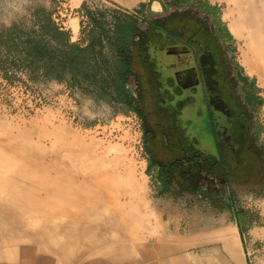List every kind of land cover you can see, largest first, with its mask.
Masks as SVG:
<instances>
[{
    "label": "rangeland",
    "instance_id": "1",
    "mask_svg": "<svg viewBox=\"0 0 264 264\" xmlns=\"http://www.w3.org/2000/svg\"><path fill=\"white\" fill-rule=\"evenodd\" d=\"M177 1L0 0V27L17 26L25 30L35 28L38 18L46 15L59 27L70 32L71 42L81 43L90 29L103 27L111 37L124 31L131 20L141 24L144 17L150 16L146 12L153 3L170 7ZM201 1L209 2L218 9L227 33L226 42L231 58L251 89L254 123L257 125L255 144L264 166V84L242 63L244 54L249 58L254 57L247 25L233 2ZM257 4L258 19L264 28V0H258ZM74 26L77 27V40L72 41ZM103 43V69L96 78L79 77L74 80L69 73L44 77L42 72L24 71L18 72L17 78L9 82L0 74L1 164L8 165L16 162V158L20 159L13 169L12 179L20 178L22 188H28L36 180L48 181L57 177L59 161H63L68 170L78 171L84 164L100 168L103 173L105 171L104 178L109 187L115 188L117 196L115 200H110V197L109 202L112 203L107 202V205L119 206L127 214L130 210L119 203L128 202L127 199L129 202L135 201L127 195L128 192L137 194L140 201L138 217L145 223L141 235L146 231L164 242L173 236L195 240L193 246L167 259H185V264L189 260L227 264V256L214 238L213 242L206 245L197 242V238L204 235L205 229L209 230L208 236L215 237L220 219L224 216L227 225L233 229L237 255L242 264H264V239L256 234L264 231V173L258 186H238L234 194H226L223 201H193L186 195L171 204L169 198L157 195L150 173L142 122L131 107L134 91L131 87L127 89L126 85L123 87L125 78L112 75L114 68L119 73L123 71L112 45L106 39ZM3 141H8L19 153L16 154L6 145L4 147ZM78 148L88 150L91 154L88 156L85 152L87 156L76 162L69 156V151ZM20 155L23 157L20 158ZM38 195L44 197L46 194L41 192ZM98 211L88 209L86 213L104 216L102 218L107 220L112 218L109 223L115 220L114 209L102 213ZM234 211L240 212L238 222ZM212 216L214 219L210 220ZM44 219L46 217L39 218L36 226L41 228L46 221ZM159 220L164 224L163 228L159 227ZM205 221L209 226H205ZM192 222L196 226L194 231L189 227ZM24 227L8 224L0 217V264H25L26 260L28 264H97L99 261L98 257L81 251L78 245L69 247V244L64 243L54 250L42 244L38 233ZM55 227L50 225L54 231ZM116 234L113 231L111 238L115 239ZM127 254L138 258L131 250Z\"/></svg>",
    "mask_w": 264,
    "mask_h": 264
},
{
    "label": "flooded vegetation",
    "instance_id": "2",
    "mask_svg": "<svg viewBox=\"0 0 264 264\" xmlns=\"http://www.w3.org/2000/svg\"><path fill=\"white\" fill-rule=\"evenodd\" d=\"M136 26L132 45L148 52L136 59L141 76L127 74L133 57L126 48L118 64L134 91L131 107L142 122L156 194L171 204L186 195L223 201L238 186H258L264 166L254 101L231 58L218 9L179 0ZM233 214L240 221V212Z\"/></svg>",
    "mask_w": 264,
    "mask_h": 264
},
{
    "label": "bare ground",
    "instance_id": "3",
    "mask_svg": "<svg viewBox=\"0 0 264 264\" xmlns=\"http://www.w3.org/2000/svg\"><path fill=\"white\" fill-rule=\"evenodd\" d=\"M228 2H233L239 8L251 38L250 48L254 57L249 58L244 54L242 63L264 84V28L261 27L258 19V0H228ZM73 30L76 31L77 27L74 26ZM3 142L4 147L6 145L16 154L19 153L8 141ZM87 151L81 148L70 150L69 156L78 162L79 159L82 160L87 156L85 152L88 156L91 154ZM19 157L22 158L23 155ZM64 159L66 161L65 157ZM15 160L16 162H10L8 165H2L0 161V217L8 224L20 228L25 226L28 231L38 233L42 244L53 249L56 246L62 247L64 243L69 244V247L78 245V248L87 255L98 257L97 264H177V261L165 257L166 253L172 252L174 248L168 245V241L164 242L146 231L141 235L145 223L138 217L140 201L136 193H127L135 201L129 202L126 198L128 202L119 203L130 210L127 214H124L119 206L107 205V202L112 203L109 202L110 197H112L110 200H115L117 196L114 192L115 188L109 187L104 178L105 171L103 173L100 168L88 164L81 165L78 171L68 170L66 164L59 161L56 167L57 177L48 181L36 180V183H31L28 188H22L19 184L20 178L12 179L13 169L20 159ZM41 192L46 195L44 197L38 195ZM88 209L100 210L98 211L100 213L114 209L115 220L109 223L112 218L108 220L104 218L107 220L105 221L102 218L104 216H95L96 214L91 216L89 212L86 213ZM44 217L46 221L43 226L37 227L36 221ZM209 218L214 219L213 216ZM209 218L206 219L210 222ZM226 221L227 218L225 219L224 216L220 219L218 234L215 237L208 236L209 230L205 229L204 235L199 237L200 239L197 238V242L199 245H206L215 239V243H219L220 248L225 252L228 264H242L241 258L236 254L237 244L233 229ZM158 224L160 228L164 227L160 220ZM50 225L56 226L55 231ZM205 226H209L206 221ZM189 227L193 231L196 229L194 222ZM113 231L117 232L115 239L111 238ZM256 234L264 239V231ZM185 242V247H191L195 240L188 239ZM130 250L135 252L138 258L128 255L127 252ZM25 262L28 264L27 260Z\"/></svg>",
    "mask_w": 264,
    "mask_h": 264
},
{
    "label": "trees",
    "instance_id": "4",
    "mask_svg": "<svg viewBox=\"0 0 264 264\" xmlns=\"http://www.w3.org/2000/svg\"><path fill=\"white\" fill-rule=\"evenodd\" d=\"M131 22L124 31L111 37L103 27L90 29L81 43L71 42L70 32L46 15L38 18L35 28L0 27V74L9 82L17 78L18 72L24 71L42 72L44 77L69 73L74 80L96 78L103 69V41L106 39L114 52L118 47L132 45L139 27L137 21ZM125 74L112 69L115 77L125 78ZM126 84L124 80L123 87Z\"/></svg>",
    "mask_w": 264,
    "mask_h": 264
},
{
    "label": "crops",
    "instance_id": "5",
    "mask_svg": "<svg viewBox=\"0 0 264 264\" xmlns=\"http://www.w3.org/2000/svg\"><path fill=\"white\" fill-rule=\"evenodd\" d=\"M166 8V5L165 4H161V3H153L152 6L150 7V9L146 12V14H150V15H153V14H159L161 13L164 9ZM145 18L147 17H144L142 20H144ZM141 20V21H142ZM73 34H72V41H75L77 40V32L73 30ZM147 47V46H146ZM119 49H117L116 51V54L117 56L120 55V52L125 48H120L118 47ZM143 49H145V46L144 48L143 47H140L139 46V43H135L134 45H130L129 47L126 48V50L129 51V56L130 57H133L132 60H129L128 61V64H129V70L127 72V74L131 73V75H135V74H139L138 76L140 77V73H141V70H140V61H136V59L139 57L140 60H142L144 57L143 56H146L148 54L147 50L146 52L143 51ZM142 58V59H141ZM143 62V61H142ZM141 62V63H142ZM128 87V86H127ZM134 95V93H133ZM188 240V239H187ZM192 240V239H191ZM198 240V239H197ZM168 241V245L169 246H172L174 247L172 252H167L165 257L168 258V257H172L174 254L178 253V252H181L183 249H186V248H190V247H185V240L183 239H179V237H171V239L167 240ZM184 241V242H183ZM237 253H238V250H237ZM236 253V254H237ZM238 258H240L238 255H237ZM171 261H177V264H185L184 262L187 263V261L185 259H170ZM184 261V262H183ZM208 262V261H206ZM206 262H192V261H188V264H209V263H206ZM228 264V263H227Z\"/></svg>",
    "mask_w": 264,
    "mask_h": 264
}]
</instances>
